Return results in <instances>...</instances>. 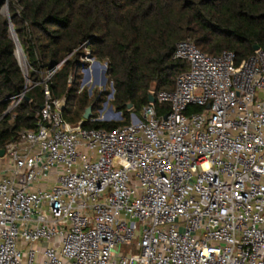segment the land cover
Instances as JSON below:
<instances>
[{
    "label": "built area",
    "instance_id": "built-area-1",
    "mask_svg": "<svg viewBox=\"0 0 264 264\" xmlns=\"http://www.w3.org/2000/svg\"><path fill=\"white\" fill-rule=\"evenodd\" d=\"M173 58L174 88L112 129L69 127L49 87L61 63L27 81L43 103L2 148L0 264H264V49L237 63L187 37ZM92 67L85 49L78 92L102 81ZM110 87L92 121L123 119Z\"/></svg>",
    "mask_w": 264,
    "mask_h": 264
},
{
    "label": "trees",
    "instance_id": "trees-1",
    "mask_svg": "<svg viewBox=\"0 0 264 264\" xmlns=\"http://www.w3.org/2000/svg\"><path fill=\"white\" fill-rule=\"evenodd\" d=\"M4 5L7 15L1 12ZM9 23L31 84L43 70L61 63L49 80L52 97L65 98L63 117L68 114L69 123L84 119V128L126 125L149 96L172 90L176 77L188 68L186 61L173 58L182 39L189 37L210 55L234 51L237 63L253 54L255 45L264 49V0H0V149L21 130L34 128L43 103L42 85L26 82ZM85 49L106 63L107 82L114 89L109 103L121 111V121L91 120L109 90L78 92ZM25 86L23 99L8 110ZM155 106L159 114L169 108L157 101Z\"/></svg>",
    "mask_w": 264,
    "mask_h": 264
},
{
    "label": "water",
    "instance_id": "water-1",
    "mask_svg": "<svg viewBox=\"0 0 264 264\" xmlns=\"http://www.w3.org/2000/svg\"><path fill=\"white\" fill-rule=\"evenodd\" d=\"M9 29H10V32H11L12 40L14 41V43H15V45H16V48H17V45H19L20 51H21V53H22V50H21L20 44H19V42H18L17 36H16V34H15L14 30H13V27H12V24H11V23H9ZM257 49H258V46L255 45V46H254V50H257ZM22 56H23V53H22ZM16 58H17V57H16ZM23 59H24V57H23ZM17 60H18V58H17ZM18 63H19V65H20L19 60H18ZM103 67H104V70H103V74H102V81H101V83H102V84H105V82H106V76L104 75L105 66L103 65ZM23 72H24V75H25V78H26V82H27V81H28V78H27V75H26V71L23 70ZM71 79H72V74H70V76H69V82L71 81ZM149 100H150V101H154L153 96H149ZM65 105H66V100H65V98H62V99L60 100V102H59V108H60L61 110H63V109L65 108ZM128 107H130V104L128 105ZM89 115H90V108H88V109L86 110V112H85V114H84V117L88 118ZM78 126H79V123H76V124H71L69 127H70V128H74V127H78ZM3 153H4V149H0V156H2Z\"/></svg>",
    "mask_w": 264,
    "mask_h": 264
},
{
    "label": "rangeland",
    "instance_id": "rangeland-1",
    "mask_svg": "<svg viewBox=\"0 0 264 264\" xmlns=\"http://www.w3.org/2000/svg\"><path fill=\"white\" fill-rule=\"evenodd\" d=\"M1 12H2L3 15H7V14H8L7 5L2 6V8H1ZM23 57H24V56H23ZM97 61H98V60H97ZM19 62H20V61H19ZM98 62H99L102 66L104 65V66H105V70H106V63H105V62H100V61H98ZM20 66H21V68H22L23 70L26 71V61H25V59H23L22 62H20ZM92 68H93V71H94V72L99 71V72L102 73V70H98L97 67H92ZM101 73H100V74H101ZM102 74H103V73H102ZM104 75L106 76L105 71H104ZM99 83L101 84V86H100V84H94V86H93L94 88H93V89H98V91H99L100 88L103 89V86H102V85H104V88H105V86H107L109 92L111 91L110 82H109V83L107 82V78H106V82H105V84H102L101 81H100ZM107 83H108V84H107ZM79 86H80V84H79ZM84 88L87 89V92L89 93V88H91V86L84 87ZM106 97H107V96H106ZM109 104H110V103H109ZM140 112H141V110H140V111H135V114L139 115ZM68 117H69V116H68V114H67V115H65L64 119L66 118L65 120L67 121ZM127 249H128L127 246L122 245V246L118 247L115 251H119V252H120V250H121V251L125 252Z\"/></svg>",
    "mask_w": 264,
    "mask_h": 264
},
{
    "label": "bare ground",
    "instance_id": "bare-ground-1",
    "mask_svg": "<svg viewBox=\"0 0 264 264\" xmlns=\"http://www.w3.org/2000/svg\"><path fill=\"white\" fill-rule=\"evenodd\" d=\"M15 55H16V57L18 58V60H19L20 62H22V60H23V56H22V53H21V51H20L19 45H17V48H16V50H15Z\"/></svg>",
    "mask_w": 264,
    "mask_h": 264
}]
</instances>
